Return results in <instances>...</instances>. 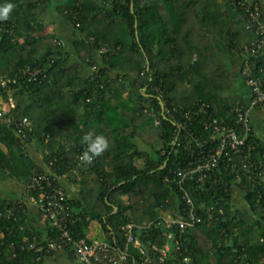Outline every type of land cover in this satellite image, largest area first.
I'll list each match as a JSON object with an SVG mask.
<instances>
[{
  "label": "trees",
  "instance_id": "obj_1",
  "mask_svg": "<svg viewBox=\"0 0 264 264\" xmlns=\"http://www.w3.org/2000/svg\"><path fill=\"white\" fill-rule=\"evenodd\" d=\"M44 1L11 0L14 8L9 19L0 23V74L11 75L27 65L45 74V78L37 82L0 86V97L11 95L13 98V106L0 116V174H8L22 183L30 179L35 162L20 151L19 135L6 118L12 122L23 117L32 119L29 141L35 139L45 150V163L52 160L58 176L73 167L84 168L87 171L84 179L87 177L92 184L94 200L90 203L85 200L86 205L77 211L72 209L78 217L70 226L72 236L86 239L87 225L95 219L102 225L105 240L121 249L125 237L120 226L127 220L156 222L161 213L182 205L178 189L163 181L172 162L177 157H185L182 150L175 153L171 144L174 123L182 121L181 107L205 102L213 115L232 124L233 114L230 111L236 104L225 102L219 106V94L210 89L204 79L205 88H195L196 100L188 104L176 102L173 91L178 82L187 80L196 87L198 79H202L193 76L199 61H170L166 53L176 42L185 20L183 13L169 12L168 23H165L157 9L160 7L157 0H66L60 12L75 30L74 49L80 53L81 63L87 67L91 63L98 65V71L92 73L93 78L88 75L81 79L78 75L80 67L79 70L59 65V46L52 42L51 36L39 34L41 28L35 20L38 5ZM163 1L167 5H205L203 0ZM224 1L233 12L234 24L249 34L247 45L251 44L254 36L244 28L243 13L237 1ZM170 21L171 26L168 25ZM159 22L162 25H158L156 30L151 27ZM89 37L93 38L92 43L87 41ZM225 41L228 47H233V39L228 36ZM102 46L108 50L99 54L98 49ZM242 47L239 46L238 50ZM249 63L254 72L264 75V60L259 55L250 59ZM189 74L192 76L187 77ZM126 87L130 92L124 99L122 95ZM112 92L117 104L113 107L116 111L113 122L109 119L108 110ZM160 101L170 112H160ZM119 102L126 107L123 112H119ZM145 102L157 112L158 126L144 112ZM77 103L81 104L80 110L76 107ZM128 111L131 118L122 114ZM140 116L152 129L154 139L150 144H160L157 150L139 149L132 140L133 131H122L127 121L133 122ZM64 119L71 120L64 130L71 136L67 141L68 149L61 144V121ZM191 126L197 133L206 135L199 120ZM88 131L104 136L108 147L91 164L83 166L78 164L74 155L84 150L81 136ZM247 142L254 148L252 157L264 160V145L259 139L252 134ZM138 160L142 161L141 165L137 164ZM260 182L258 190H250L246 177L234 182L247 204L246 208L234 213L230 195L218 200L215 205L212 195L218 198L222 195L220 192L213 189L205 194L194 192V200L203 201L199 207L202 221L181 233L174 226L169 229L177 241L178 250L174 251L177 259L187 257L189 260L184 264H264V179ZM29 193L37 197L36 192ZM118 196H124L128 204L123 205ZM18 200L0 198V264H44L43 255L22 248L24 237L39 242L45 240L40 232L28 227L24 204H13ZM75 203L78 202H71V206ZM219 205L223 208V215L216 220L211 219L208 224L207 209L214 206L211 210L218 214ZM7 208L12 209V214L7 213ZM46 231L48 239L55 236L49 222ZM164 232L163 225L155 224L141 233V240L149 249L148 242L159 247L166 241ZM126 264H141L137 250L131 245ZM148 264L155 263L151 261ZM165 264H176V261L170 259Z\"/></svg>",
  "mask_w": 264,
  "mask_h": 264
},
{
  "label": "built area",
  "instance_id": "obj_2",
  "mask_svg": "<svg viewBox=\"0 0 264 264\" xmlns=\"http://www.w3.org/2000/svg\"><path fill=\"white\" fill-rule=\"evenodd\" d=\"M236 1L243 13L244 28L254 36L251 44L244 45L239 50L243 55L241 73L251 98L248 104H236L232 108L230 111L233 114L232 124L213 115L206 103L199 102L192 107H181L182 121L178 120L174 123L175 129L171 144L175 148V153L182 150L185 152V157H177L172 162V166L168 169L169 174L164 176L163 181L178 189L182 205L174 206L169 212L161 213L156 222L154 220H141L140 222L133 219L127 220L120 226L125 237V244L121 249L107 241L90 242L85 238H76L72 236L70 226L78 217L73 212L71 201L59 181V176L54 171L53 161L49 160L45 163V168L34 166L30 179L24 185L27 191L37 193V197L32 196V199L54 228L55 236L44 242L28 240L24 237L22 248L32 250L39 256L59 249H68L73 252L74 258L81 264H126L128 247L131 245L137 250L141 264H148L151 261L155 264H165L170 259L176 261V264H184L189 259L187 257L177 259L174 253L178 250L177 241L169 229L174 226L181 233L202 221L199 207L203 205V201H195L192 196L194 192L205 194L210 189L220 192L222 195L218 198L215 194L212 195L216 205L218 200H223L230 195L231 184L240 181L242 177H246L250 190L259 189L260 180L264 179V160L252 157L251 151L254 148L248 146L247 141L252 135L249 119L251 110L261 108L264 111V75L254 72L249 61L258 56L264 48V17L257 0ZM87 41L92 43L93 38L89 37ZM107 50L106 46H102L98 49V53H104ZM89 70L91 72L89 78H93L92 73L98 71V65L91 63ZM261 70L260 68L259 72ZM40 73L39 70H32L27 65L11 75L0 74V86L6 87L16 82H37L45 78V74ZM161 105V113L170 112L162 102ZM144 112L152 118L153 124L158 126L159 119L155 109L148 104ZM3 113L0 110V116ZM6 120L12 124L16 134L19 135L20 151L27 155L26 146L32 134L31 120L27 117L14 122L9 118ZM197 120L206 130L205 136L192 128L191 125ZM81 153L82 151L75 154L74 158L79 165H87L80 161ZM229 177L232 179H227ZM15 203L22 205L23 202L18 200V202H13ZM213 207L207 209L209 211L208 224L211 219L216 220L223 215L222 206H218V214L212 212ZM6 211L12 214L11 208H7ZM155 224L163 225L165 228L163 234L166 241L159 247L148 242L149 249L141 240V233ZM174 244H176L175 247Z\"/></svg>",
  "mask_w": 264,
  "mask_h": 264
},
{
  "label": "crops",
  "instance_id": "obj_3",
  "mask_svg": "<svg viewBox=\"0 0 264 264\" xmlns=\"http://www.w3.org/2000/svg\"><path fill=\"white\" fill-rule=\"evenodd\" d=\"M65 1L66 0H46L40 3L37 8L35 24H38L41 28L39 34L51 36L52 42L59 46L61 56L58 57V64L63 68L76 67V69H79L80 67L81 70L79 69L80 72L78 75L81 79H84V77L90 75L91 72L87 65H84L83 62L81 63L80 53H77L74 49L75 30L73 26L60 12V8H62ZM257 1L261 6L264 17V0ZM203 2L205 5H195L194 3L167 5L163 0H157L160 6L157 9L161 12L165 23H168L169 12L176 11L175 14L183 13V16H185L175 44L166 50L168 59L170 61L189 60L190 63L194 60L199 61L197 71L193 74V76L197 78H202L198 79L199 85L195 87L187 80L178 82V86H176L173 91L175 100L177 103L182 104H188V102L196 100L198 97L196 96L195 88L204 89L205 87L202 83L204 79L209 88L215 90V92L219 94V106L223 105L225 102L230 104H248L251 94L241 73L243 55L238 49L239 46L247 45L250 41L249 34L246 32L244 33L242 28L240 29V27L234 24L233 12L224 0H203ZM171 22L172 21H170L168 25H173ZM160 24L162 25V22L152 24L151 27H154L156 30ZM232 24H234V26ZM156 34L155 37L157 36ZM228 36L233 39V47H228L225 41V38ZM259 57L264 60V48L259 54ZM191 76L192 74H189L187 77ZM74 81L77 83V80ZM127 83L129 84V82ZM68 89L65 88L64 90ZM142 91H145V87L142 88ZM129 92L130 89L126 87L122 98L125 99ZM110 97H112V101L110 102L111 106L108 107L109 119L113 122L116 112L113 107L117 104L113 92L110 93ZM143 104L146 106L149 103L145 102ZM80 105V103L76 104L78 110L81 109ZM118 105H120L119 112H123V109L126 107H123L120 102ZM12 106L13 98L11 95L0 97V110L7 112ZM122 114L125 116L127 115V118H131L129 117L130 111ZM135 116L137 117V114ZM140 117L141 118L138 117L139 119L137 118L133 122L127 121L126 125L122 122L126 127L122 131H133L132 140L139 149L148 151V149L151 148L152 150H157L160 144H150V141L152 142L154 139L152 129L147 127L144 117ZM249 119L252 134L264 145V111L261 108L252 109ZM30 120L33 123V120ZM70 121V119L61 121V125L63 126L62 132H60L61 138L63 137L61 144L65 146H67V141L71 139L70 134L64 131L65 128L69 126ZM134 124H136V126H133ZM141 126L143 127L141 128ZM26 151L27 155L35 162V166L45 168V150L35 142V139L29 141L26 146ZM137 164L141 165L142 161L138 160ZM86 174V169H77L73 167L59 176V181L64 187L69 200L71 202H78L72 205V209L75 211L86 205V202L90 203L94 200L93 187H91L92 184H90L87 177L84 179ZM236 184L237 183L233 182L230 186V203L233 213L237 210H243L247 206L243 193ZM0 198H17L21 200L25 206L28 227H31L34 232H40L44 240L48 239L46 236L47 219L38 205L34 203L33 197L30 195L29 191L26 190L24 183L17 181L15 178H11L8 174H0ZM118 200L123 205L128 204L124 196H118ZM85 237L90 242L106 241L102 225L95 219L89 221ZM43 261L44 264H79L68 249H59L46 254L43 256Z\"/></svg>",
  "mask_w": 264,
  "mask_h": 264
},
{
  "label": "clouds",
  "instance_id": "obj_4",
  "mask_svg": "<svg viewBox=\"0 0 264 264\" xmlns=\"http://www.w3.org/2000/svg\"><path fill=\"white\" fill-rule=\"evenodd\" d=\"M13 8L14 4L11 0H0V23L9 19V14ZM81 143L85 146L79 156L83 164H90L95 157L101 155L108 147L106 138L94 134L92 131L85 132L81 136Z\"/></svg>",
  "mask_w": 264,
  "mask_h": 264
},
{
  "label": "water",
  "instance_id": "obj_5",
  "mask_svg": "<svg viewBox=\"0 0 264 264\" xmlns=\"http://www.w3.org/2000/svg\"><path fill=\"white\" fill-rule=\"evenodd\" d=\"M161 102V101H160ZM162 106V105H161ZM116 209V207H114V210Z\"/></svg>",
  "mask_w": 264,
  "mask_h": 264
},
{
  "label": "rangeland",
  "instance_id": "obj_6",
  "mask_svg": "<svg viewBox=\"0 0 264 264\" xmlns=\"http://www.w3.org/2000/svg\"><path fill=\"white\" fill-rule=\"evenodd\" d=\"M145 149V148H144ZM147 149V148H146ZM151 148H149L148 150H150Z\"/></svg>",
  "mask_w": 264,
  "mask_h": 264
}]
</instances>
